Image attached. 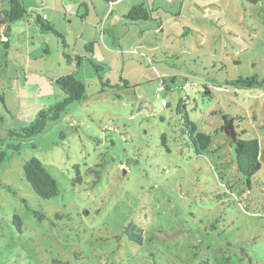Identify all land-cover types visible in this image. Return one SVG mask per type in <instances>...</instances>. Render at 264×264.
Returning <instances> with one entry per match:
<instances>
[{
    "label": "rangeland",
    "instance_id": "obj_1",
    "mask_svg": "<svg viewBox=\"0 0 264 264\" xmlns=\"http://www.w3.org/2000/svg\"><path fill=\"white\" fill-rule=\"evenodd\" d=\"M80 2L66 5L74 14ZM42 3L24 2L33 13H63V0ZM118 3L100 16L104 31L82 47L91 58L77 67L31 21L11 25L7 49L0 37V264H264V89L238 83L264 76V0ZM140 3L147 21L118 13ZM7 8L0 0V11ZM74 22L65 39L71 49L82 28ZM72 73L85 99L21 142L19 153L7 150L18 144L9 133L64 98L55 81ZM179 100L185 121L211 136L199 155L182 133ZM224 118L237 138L259 144L261 169L248 186ZM32 157L57 180L55 198L39 199L26 183ZM128 224L143 230L141 246L128 241Z\"/></svg>",
    "mask_w": 264,
    "mask_h": 264
},
{
    "label": "trees",
    "instance_id": "obj_2",
    "mask_svg": "<svg viewBox=\"0 0 264 264\" xmlns=\"http://www.w3.org/2000/svg\"><path fill=\"white\" fill-rule=\"evenodd\" d=\"M26 0H7L8 8L0 11V37L4 38L3 45L7 49L8 43L5 38L11 32V25L17 21H31L37 28L40 35H52L62 46L67 47L64 37L56 31V29L43 17L41 14L33 13L26 8L24 2ZM251 4H256L261 0H242ZM147 10L143 4L132 7L125 16L129 22L147 21L150 18ZM30 22V23H31ZM36 31V30H35ZM91 45V44H90ZM69 60V57L67 58ZM92 64V63H91ZM93 66V64H92ZM97 71V67L93 66ZM243 88H250L252 85L259 86L264 89V76L259 81L256 77L247 78L244 81L239 79L238 82ZM55 84L64 95V98L55 106L43 108L38 112L31 124L21 129L20 132H11L8 138L16 140L18 144L7 145V150L12 153H19L21 142H27L35 137L43 134L51 124L58 122L67 108L75 103H80L85 99V86L76 78L74 74L65 75L56 79ZM126 85V83H125ZM164 86V81H161ZM185 102L179 100L176 105L175 113L179 116V124L182 127L183 135H186L190 145L199 155L206 151L211 144V136L199 132L194 123L186 122L184 119ZM165 105V104H164ZM228 121L224 118V125L221 130L227 126ZM228 134V132H226ZM229 135V134H228ZM15 137V139H14ZM165 135H161V140L165 144ZM231 140V139H230ZM232 152L234 154L237 172H239L245 179L247 186L251 183L252 178L261 169L259 161V144L256 140H241L236 138V143L231 142ZM6 152H0V163L5 158ZM23 176L26 183L30 186L33 193L41 200L48 201L55 198L59 193L58 182L51 175V173L43 166V164L35 157L30 158L23 166ZM99 177L96 176L97 183ZM80 180H77L79 182ZM40 219L42 216L39 217ZM13 224L18 231H21L22 223L17 216H14ZM124 233L130 243L141 246L143 244V230L134 224H128L124 227Z\"/></svg>",
    "mask_w": 264,
    "mask_h": 264
},
{
    "label": "crops",
    "instance_id": "obj_3",
    "mask_svg": "<svg viewBox=\"0 0 264 264\" xmlns=\"http://www.w3.org/2000/svg\"><path fill=\"white\" fill-rule=\"evenodd\" d=\"M66 1L67 0H63L64 6H63V13L65 14V16H62V12L61 11H57V10H52L51 11H46L41 10V15L43 17L46 18V20L56 29V31H58L63 37H64V41H66V35H68L71 31V27L73 25H76L77 23L74 22V17H77V19H80L81 23H82V28L81 30L77 28L78 34L76 35V39L74 40V44L72 47V49L70 48V46L66 43L67 47H63L64 50H68L69 53L71 54V57H69L68 60V66H75L77 67V65L79 66L80 62L82 59H87V58H91L88 54L83 53V49L82 47H84V49L86 50V45H90L95 38V34L97 33V31H99L100 28H102L104 26V21L101 20L98 24L97 21H99L100 16H106L108 13L112 12V8H109L110 6H113L115 3H118L122 0H102V2L104 3V7L101 5V3H98V5L96 6V4L94 3L93 0H81V2L79 3V7L78 9L75 11V13H71V10L73 9L74 6H70V5H66ZM40 4L42 5V0H39ZM120 3L117 4V6H119ZM90 5H92L93 10L95 12V17H94V24H91L88 22L89 19V14H90ZM110 5V6H109ZM67 6V7H66ZM83 8V11L80 12L79 9ZM67 9V10H66ZM71 9V10H70ZM70 10V14H67L68 11ZM111 10V11H110ZM122 17L125 16L124 12L120 11L118 12ZM110 15V14H109ZM108 15V16H109ZM63 18L65 20H69L68 25L66 28L65 25H63L61 22H63L64 24L65 21H63ZM107 18H105L106 21ZM103 22V23H102ZM59 27H61V29H64L63 31L59 29ZM88 27H91V29L88 31ZM76 31V29H74ZM103 30V28H102ZM104 31V30H103ZM37 33V31H36ZM87 33V34H86ZM50 35V34H48ZM48 35H40V36H48ZM56 46H58V41H56ZM82 49V50H81ZM63 55H67L65 53H63ZM73 57V59H72ZM73 74V73H72Z\"/></svg>",
    "mask_w": 264,
    "mask_h": 264
},
{
    "label": "water",
    "instance_id": "obj_4",
    "mask_svg": "<svg viewBox=\"0 0 264 264\" xmlns=\"http://www.w3.org/2000/svg\"><path fill=\"white\" fill-rule=\"evenodd\" d=\"M232 120L228 122L227 126L223 128L224 131L228 132L231 142L234 144L236 143V132L234 131L233 127L231 126Z\"/></svg>",
    "mask_w": 264,
    "mask_h": 264
},
{
    "label": "built area",
    "instance_id": "obj_5",
    "mask_svg": "<svg viewBox=\"0 0 264 264\" xmlns=\"http://www.w3.org/2000/svg\"><path fill=\"white\" fill-rule=\"evenodd\" d=\"M71 10V9H70ZM70 10L68 11V13L67 14H70ZM163 103V102H162ZM164 104V103H163Z\"/></svg>",
    "mask_w": 264,
    "mask_h": 264
}]
</instances>
